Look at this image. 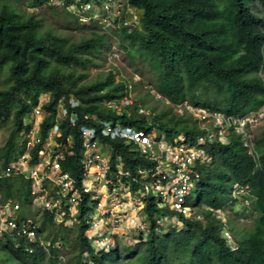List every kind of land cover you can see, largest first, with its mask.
Listing matches in <instances>:
<instances>
[{"label":"trees","instance_id":"obj_1","mask_svg":"<svg viewBox=\"0 0 264 264\" xmlns=\"http://www.w3.org/2000/svg\"><path fill=\"white\" fill-rule=\"evenodd\" d=\"M44 0H28L39 8ZM138 12L137 23L124 36L129 46H136L156 69V89L171 102L167 109L157 111L150 120L136 111V102L128 106L130 113H117L104 101H117L128 92L124 80H117L108 70L103 77L84 82L87 73L78 71L93 63L105 35L92 31L80 40H71L51 30H42L36 9L18 11L8 0H0V77L5 73L7 84L0 88V124L12 119V127L0 154L5 165L24 149L17 144L22 136L24 118L37 105L39 96L48 93L43 104L45 117L42 135L52 123L56 105L61 98L72 96L80 101L78 121L70 126L60 123L58 139L73 137L74 153L62 161V166L77 175L81 156L78 127L99 124L92 118L117 119L136 128L150 130L153 126L166 136L184 133L192 137L199 133L190 116H178L172 104L188 100L230 114L258 108L264 102V17L253 8L264 11V0H129ZM53 9V7H51ZM74 17V16H73ZM75 18V17H74ZM129 50V46L121 45ZM131 52V50H130ZM129 52V53H130ZM162 100V99H161ZM257 101L256 105H251ZM126 164H135L120 141H113ZM257 157L243 145L241 135L228 134L227 142L215 140L205 149L212 155L210 163L197 164L198 178L192 192L194 204L205 206V219L182 217V227H151L143 242L144 254L135 264H264V127L254 138ZM39 145L32 151L36 154ZM234 182L247 184L250 206L256 213L252 228L237 235L230 231L234 248L222 233L225 224L213 210L225 205L233 208L237 199L231 196ZM189 194V196H190ZM188 196V199H189ZM0 197L19 202V216L30 199V183L21 176L0 177ZM152 216L154 207L148 208ZM78 215L72 240L65 230L52 226L51 216L43 212L39 230L46 237H59L75 248L71 264H85L81 252L89 249L84 230L86 223ZM65 229V228H63ZM0 239V264H55L52 254L39 248L25 252L19 239ZM136 245V246H137ZM53 252V251H52ZM116 246L109 253L92 257L93 264H121L116 260Z\"/></svg>","mask_w":264,"mask_h":264},{"label":"built area","instance_id":"obj_2","mask_svg":"<svg viewBox=\"0 0 264 264\" xmlns=\"http://www.w3.org/2000/svg\"><path fill=\"white\" fill-rule=\"evenodd\" d=\"M44 4L62 8L84 23H97L103 28H122L129 31L137 23L139 14L129 0H44ZM111 25V26H109ZM138 78V77H137ZM40 98L32 111L24 118L20 144L24 149L8 163H0V177L21 176L30 183V196L42 212L51 216L54 225L75 228L78 215L86 223L84 236L89 250L81 254L84 262L92 263L97 254L109 253L118 241L136 243L144 241L151 227L181 228L182 217L202 219L200 207L189 204L188 196L198 178L197 164L210 163L212 155L205 149L207 143L220 140L227 142L228 134L234 131L241 135L248 152L257 157L251 129L264 116L260 106L255 110L230 114L206 106L192 104L187 100L174 105L178 114L191 117L200 132L192 137L184 133L166 136L153 135L150 130L136 128L117 119L92 118L99 124H81L78 127L81 156L79 170L74 175L62 166V161L74 153L71 134L60 140V123L66 120L70 126L78 121L75 97L61 98L56 105L52 123L42 135L45 117L43 104L48 98ZM157 98L169 103L159 92ZM125 102V106L117 104ZM117 113L129 114L132 98L123 95L104 101ZM136 111L149 121L151 113L138 105ZM113 141L122 142L131 157H138L135 164H126L122 153L113 147ZM36 154L32 151L38 146ZM247 184L234 182L231 196L248 202ZM243 196L246 198H243ZM154 207L152 216L148 208ZM205 206H203L204 208ZM222 210V209H221ZM221 210H213L215 215ZM19 202L11 197H0V239L14 237L15 246L19 239L24 242L25 252L36 248L52 254L56 264H66L65 251L68 245L59 237H46L39 230L40 222L31 215L19 216ZM222 233L227 244L234 248L230 231ZM53 251V252H52Z\"/></svg>","mask_w":264,"mask_h":264},{"label":"rangeland","instance_id":"obj_3","mask_svg":"<svg viewBox=\"0 0 264 264\" xmlns=\"http://www.w3.org/2000/svg\"><path fill=\"white\" fill-rule=\"evenodd\" d=\"M8 1L20 12L29 13L32 11L30 8H27L28 0ZM253 9L256 13H259L264 17V11L261 8L256 7ZM35 12H37L38 17L41 20V31L48 29L71 40H80L83 37L90 35L92 31L103 33L105 35L103 42L99 45V51L92 57L93 63L78 70L87 73V77L84 79V82H90L94 79L101 78L108 70H112L115 73L117 80H124L126 82L128 89L126 96L132 98V100L136 102L137 106L140 105L147 109L151 113L150 117L157 111L168 108V104L154 95L157 91L155 86L158 80L155 67L152 63H149L145 56L140 54L139 49L135 45L129 46L124 37L127 32L124 31V33H122L124 29H114L113 27L103 28L101 25L94 22L89 24L84 23L81 19L79 20L76 17L74 18L69 12L59 7H53L52 9L50 6L42 5L37 8ZM122 44L127 47L129 46V50L127 51L126 48H123V46H121ZM260 73L264 79V64ZM6 84L7 81L5 80V73H3L0 77V88L4 87ZM45 95V93H42L39 97L45 98ZM124 104L125 102L122 101V103L117 104V107L120 108V105L125 106ZM256 104L257 101H253L251 103V105ZM260 108L264 111V102L260 105ZM252 110L255 109L252 108ZM175 113L177 114V112ZM187 116L188 115L185 114L184 117ZM11 127L12 119L3 121L0 124V154L2 153L3 146ZM263 127L264 116L261 121L251 129V135L254 136V138L260 136ZM162 133L163 132L158 128L152 132L153 135H160ZM19 142L20 137L18 138L17 144H20ZM245 197L248 199V202H244L242 198H237V200L234 201L232 209L230 206L225 205L218 213L222 216L223 220H225V226L229 228L233 227V232L237 235L252 228L256 215L249 204L250 198H248V194H246ZM245 197L243 196V198ZM194 199L195 194L192 192L189 196L188 203L192 206H197L193 202ZM202 206L203 205H200L201 208ZM42 213L43 212L38 208L36 201L31 196L29 201H27L24 206V214L36 217L40 222ZM204 219L205 216H203L202 220ZM52 226L54 228H61L62 230H65V234L70 240H72L76 234L74 228L71 229L63 226H56L54 224H52ZM43 232L46 235L48 231L43 230ZM12 238L15 239L14 237ZM118 243L119 252L116 256V260L119 263L135 264L142 258L144 254L142 246L122 241H118ZM67 245L69 248L68 251H65L64 255L67 256L66 264H71L75 248L72 247L70 242H68ZM3 255V252L0 251V257Z\"/></svg>","mask_w":264,"mask_h":264},{"label":"clouds","instance_id":"obj_4","mask_svg":"<svg viewBox=\"0 0 264 264\" xmlns=\"http://www.w3.org/2000/svg\"><path fill=\"white\" fill-rule=\"evenodd\" d=\"M43 6H49V5H46V4H44V2H43ZM50 7H54V6H50ZM27 8H30V10H34V9H37V8H34V7H31V6H29V4L27 5ZM68 12V11H67ZM72 15V14H71ZM72 16H74V15H72ZM75 17V16H74ZM158 92V91H157ZM161 94V93H160ZM127 95V94H126ZM162 95V94H161ZM162 96H164V95H162ZM165 97V96H164ZM165 98H167V97H165ZM79 100V99H78ZM168 100V99H167ZM164 101V100H163ZM184 101V100H183ZM188 101V100H187ZM165 102V101H164ZM166 104H171V102L169 101V103H167V102H165ZM180 103V102H179ZM191 103V102H190ZM176 103H174V104H172V106H173V109H174V111H175V107H174V105H175ZM193 104V103H192ZM199 105V104H198ZM203 106V105H202ZM176 112V111H175ZM178 114V113H177ZM178 115H184L185 116V114H178ZM189 116V115H188ZM151 118V117H150ZM150 118H149V120H150ZM156 127V126H155ZM157 128V127H156ZM31 197V196H30ZM198 206V205H197ZM198 207H200V206H198ZM200 209H201V212H202V210L204 209L203 208V206H202V208L200 207ZM25 215H27V214H25ZM87 242V241H86ZM141 242H143V241H141ZM88 243V242H87ZM136 243H139V242H136ZM135 243V244H136ZM119 244V243H118ZM118 244L116 245L117 247H118ZM90 249V248H89ZM89 249H87V250H89ZM87 250H83L82 252H81V254L84 252V251H87ZM68 251V250H67ZM80 258H81V255H80ZM55 259V258H54ZM81 260H82V258H81ZM83 261V260H82ZM66 262H67V256H66ZM84 262V261H83ZM85 264H93V260H92V263H89V262H84ZM55 264H56V259H55Z\"/></svg>","mask_w":264,"mask_h":264}]
</instances>
